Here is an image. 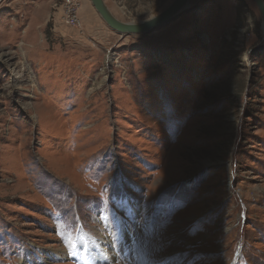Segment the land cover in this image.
Returning a JSON list of instances; mask_svg holds the SVG:
<instances>
[{
  "label": "rangeland",
  "instance_id": "1",
  "mask_svg": "<svg viewBox=\"0 0 264 264\" xmlns=\"http://www.w3.org/2000/svg\"><path fill=\"white\" fill-rule=\"evenodd\" d=\"M74 3L0 0V264H264L254 1Z\"/></svg>",
  "mask_w": 264,
  "mask_h": 264
},
{
  "label": "water",
  "instance_id": "2",
  "mask_svg": "<svg viewBox=\"0 0 264 264\" xmlns=\"http://www.w3.org/2000/svg\"><path fill=\"white\" fill-rule=\"evenodd\" d=\"M90 1L108 27L118 34H140L150 32L156 26L169 22L179 11L185 9L190 3V0H173L164 10L147 20L123 22L112 14L104 0ZM253 1L261 15V29L264 39V0Z\"/></svg>",
  "mask_w": 264,
  "mask_h": 264
},
{
  "label": "built area",
  "instance_id": "3",
  "mask_svg": "<svg viewBox=\"0 0 264 264\" xmlns=\"http://www.w3.org/2000/svg\"><path fill=\"white\" fill-rule=\"evenodd\" d=\"M67 3L70 5L69 8L67 9V21H68V24L74 22L77 20V16H76V12H73L75 9V3H74V0H66ZM73 12V13H71ZM79 20V18H78Z\"/></svg>",
  "mask_w": 264,
  "mask_h": 264
},
{
  "label": "bare ground",
  "instance_id": "4",
  "mask_svg": "<svg viewBox=\"0 0 264 264\" xmlns=\"http://www.w3.org/2000/svg\"><path fill=\"white\" fill-rule=\"evenodd\" d=\"M91 2V1H90ZM92 4V3H91ZM93 6V5H92ZM94 8V7H93ZM95 9V8H94ZM95 11H96V9H95ZM97 12V11H96ZM98 13V12H97ZM99 15V14H98ZM100 16V15H99ZM100 18H101V16H100ZM102 19V18H101ZM103 20V19H102ZM104 21V20H103ZM104 23L106 24V22L104 21ZM107 25V24H106ZM108 26V25H107ZM111 29V28H110ZM123 232H126V231H123ZM112 238H111V236L109 237V239L108 240H111ZM114 245V244H113ZM120 246V249H123L122 248V246L121 245H119ZM126 247H128V244H126ZM136 250L135 249H132V253L133 252H135ZM130 252V251H129ZM136 254V253H135ZM96 260V259H95ZM88 262V261H87ZM90 262H88L87 264H89Z\"/></svg>",
  "mask_w": 264,
  "mask_h": 264
}]
</instances>
